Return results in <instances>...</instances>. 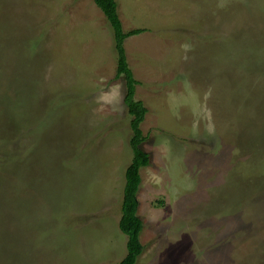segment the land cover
<instances>
[{"label": "rangeland", "instance_id": "rangeland-1", "mask_svg": "<svg viewBox=\"0 0 264 264\" xmlns=\"http://www.w3.org/2000/svg\"><path fill=\"white\" fill-rule=\"evenodd\" d=\"M168 4L146 8L148 25L206 26L167 29L181 42L174 64L153 60L135 76L151 158L135 264H264V0ZM156 46L141 59L162 55ZM115 58L93 0H0V264L125 255L131 129Z\"/></svg>", "mask_w": 264, "mask_h": 264}, {"label": "trees", "instance_id": "trees-1", "mask_svg": "<svg viewBox=\"0 0 264 264\" xmlns=\"http://www.w3.org/2000/svg\"><path fill=\"white\" fill-rule=\"evenodd\" d=\"M101 10L112 30L113 47L115 50V78H122L124 86L123 104L130 116L129 126L131 136L129 146L131 159L124 170V185L122 189L119 230L125 234V255L116 264H135L142 254L144 246L140 242V233L143 228L141 217L137 214V193L140 188V170L150 164V154L142 147L146 136L141 130V124L148 109L143 100L136 97V86L141 82L135 78L128 64L124 40L128 36L139 34L145 29L136 28L125 31L118 16V4L116 0H93Z\"/></svg>", "mask_w": 264, "mask_h": 264}, {"label": "crops", "instance_id": "crops-1", "mask_svg": "<svg viewBox=\"0 0 264 264\" xmlns=\"http://www.w3.org/2000/svg\"><path fill=\"white\" fill-rule=\"evenodd\" d=\"M133 3L131 5H127L124 6V2L123 0H117L118 3V16L119 19L121 21L122 27L125 31L131 30V29H136V28H143L145 29V31L136 34V35H131L128 36L127 38H125L124 40V49H125V54H126V58L128 60V63L130 64L129 66L131 67L134 76H136L137 72L141 71V69H143L144 67L147 69L151 68L152 70H154V68H158L157 64H152L151 61L155 60L156 63L157 62H161V64L165 67H170V65H168L167 61H172V64H174V60H175V56L173 55L174 49L178 51L179 47L181 46V42L176 39L175 37H173L172 39L167 38L165 35H162L164 33H166L167 29L172 28V27H176V26H186L189 25L191 26L192 23H195L194 26H197V23L200 26H204V22H198L197 21H191V20H186L185 18H179L178 20H171L168 24L167 19H162L161 17L159 18V21L157 23V25H153L150 26L148 24H150V22L146 21V18L149 16L148 13L146 14V8L149 9H159V8H163V7H168V0H132ZM143 1L144 3L151 5L154 3L155 8L151 7H139V3ZM162 1V2H160ZM139 2V3H138ZM148 2H152L151 4ZM179 4L181 6H183L182 3L179 2ZM160 5H163V7H160ZM172 5V4H171ZM129 8H131L129 10ZM171 8V10H169ZM145 9V10H142ZM174 10V13L179 11L181 12V10L178 7H169L168 11L169 13H171ZM159 13H166L168 14L167 11H163L160 10ZM190 13H188L189 15ZM103 15V13H102ZM187 15V16H188ZM204 16V12L203 11H199V16ZM104 16V15H103ZM196 16H198V12H196ZM105 18V17H104ZM146 22V23H145ZM175 23V24H174ZM206 26V25H205ZM211 26H209L208 28H211ZM180 29L183 27H179ZM172 30H176V29H172ZM154 44H156L157 46L155 48H163L164 49V53L162 55H158L156 54V56H150V57H145L144 59H141V54H143V52L145 53H149V51L147 50V46H153ZM127 47L129 48V51L127 49ZM159 49H155L154 52L158 51ZM128 52H130V54H128ZM134 59L136 62H139L138 65L134 66L131 65V60ZM145 61V62H144ZM149 62V63H148ZM163 62L166 63V65L163 64ZM146 63L149 64V66L146 65ZM176 66V64H175ZM173 65V67H175Z\"/></svg>", "mask_w": 264, "mask_h": 264}]
</instances>
